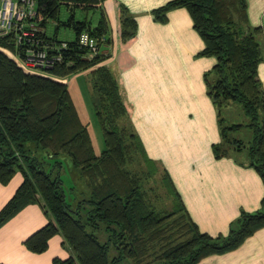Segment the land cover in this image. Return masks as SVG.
<instances>
[{
    "label": "trees",
    "instance_id": "1",
    "mask_svg": "<svg viewBox=\"0 0 264 264\" xmlns=\"http://www.w3.org/2000/svg\"><path fill=\"white\" fill-rule=\"evenodd\" d=\"M105 1L38 0L36 21L46 29L42 38L51 46L49 57H61L44 74L25 71L2 49L17 51L14 41L0 37V183L7 185L17 172L24 176L0 211V228L27 205H40L49 222L24 245L41 254L51 238L61 235L71 256L55 258L54 264H198L238 249L264 228V197L259 210L241 212L228 235L212 237L200 231L167 171L148 157L121 79L105 63L113 57ZM62 6L69 10L66 21ZM177 8L189 11L205 43L199 56L217 59L205 74L221 134L214 155L254 168L264 183V89L258 76L264 30L250 23L247 0H171L153 11L154 18L165 23L168 12ZM119 14V42L124 47L136 38L138 25L122 4ZM49 22L57 25L53 36L47 34ZM61 25L71 28L76 39L60 40ZM82 33L98 41L99 52L92 55L80 44ZM84 72L90 85L84 95L103 133L99 155L68 86V78ZM233 107L241 111L243 121L223 116ZM62 157L70 159L87 183L77 204L67 199ZM154 180L164 188L165 200L148 188Z\"/></svg>",
    "mask_w": 264,
    "mask_h": 264
},
{
    "label": "crops",
    "instance_id": "2",
    "mask_svg": "<svg viewBox=\"0 0 264 264\" xmlns=\"http://www.w3.org/2000/svg\"><path fill=\"white\" fill-rule=\"evenodd\" d=\"M169 1L106 0L113 57L105 63L121 79L132 123L148 157L167 171L193 222L212 237L226 236L242 211L261 208L264 183L254 168L241 165L235 158L215 157L213 145L221 141L219 117L208 95L205 74L217 59L199 56L205 43L186 8L169 11L165 23L155 20L153 11ZM247 3L250 23L264 30V0ZM120 4L127 7L138 25L136 38L124 47L119 42ZM86 74L67 80L80 119L90 132L86 95L76 79ZM258 76L264 89V60ZM23 182V174L17 172L7 185L0 183V211ZM48 222L41 206L30 204L5 223L0 228V263L54 264L55 258L68 259L71 252L61 235L50 239L44 253L36 254L25 247L24 241ZM198 264H264V228L238 249L208 256Z\"/></svg>",
    "mask_w": 264,
    "mask_h": 264
},
{
    "label": "built area",
    "instance_id": "3",
    "mask_svg": "<svg viewBox=\"0 0 264 264\" xmlns=\"http://www.w3.org/2000/svg\"><path fill=\"white\" fill-rule=\"evenodd\" d=\"M38 0H0V37H10L17 48H3L27 72L43 73L61 59L49 57L51 46L42 36L46 29L36 21ZM79 42L91 54L99 52L98 41L88 33H82ZM66 48V43L62 44Z\"/></svg>",
    "mask_w": 264,
    "mask_h": 264
},
{
    "label": "rangeland",
    "instance_id": "4",
    "mask_svg": "<svg viewBox=\"0 0 264 264\" xmlns=\"http://www.w3.org/2000/svg\"><path fill=\"white\" fill-rule=\"evenodd\" d=\"M69 10L67 9L66 6H62L61 8V18L63 21L68 20L69 17ZM82 13L80 10L77 11V18L80 19L82 16ZM90 17L93 18V24L96 25V19L97 15L96 14H91ZM57 31V25L54 22H49L47 26V34L50 36H53ZM58 37L60 40H67V41H73L76 39V34L75 32L71 29L68 28L64 25H61L58 29L57 33ZM44 74V73H43ZM71 78V77H70ZM77 81H81L80 84H82L83 88H88L89 83L87 78L85 76H80L79 78H76ZM72 80V78L70 79ZM71 82V81H70ZM69 84V83H68ZM89 97V96H88ZM91 104L87 102V107L89 109V113L91 116V123H90V132L92 134L93 140H94V145L96 148V152L98 154L101 153V151L104 149V139H103V133L102 129L100 128L99 124L97 123L96 119L94 118V115L91 110ZM238 111V112H237ZM230 115L231 117V122H241L243 121V114L239 109L233 107L229 111H224L223 116L228 117ZM229 118V117H228ZM62 161L64 163L63 169H62V178L64 181V189L66 190L67 193V199L70 202H73V204H77L82 197L81 193L84 192L87 189V183L86 180L81 178L80 172L77 168H75L70 159L68 157H62ZM71 188H75L76 190L72 191ZM148 188H155L158 191V195L160 199L165 200V190L162 187L161 183L157 180L150 181L148 183ZM76 198V199H74ZM159 199V200H160Z\"/></svg>",
    "mask_w": 264,
    "mask_h": 264
}]
</instances>
